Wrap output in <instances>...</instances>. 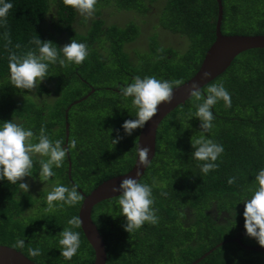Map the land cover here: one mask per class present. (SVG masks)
I'll list each match as a JSON object with an SVG mask.
<instances>
[{"label": "trees", "instance_id": "obj_1", "mask_svg": "<svg viewBox=\"0 0 264 264\" xmlns=\"http://www.w3.org/2000/svg\"><path fill=\"white\" fill-rule=\"evenodd\" d=\"M153 1L97 0L95 9L102 6L116 12L135 8L144 13ZM222 2L224 34H264V0ZM11 3L6 22L0 23V123L16 120L31 127L37 136L43 127L51 139H63L64 143L69 123V141L77 143L63 165L54 168L56 176L46 184L39 180V164L34 163L33 176L18 181L27 183L32 179L39 184L28 193H22L18 184L0 181V244L13 247L17 239H24L25 247L17 249L41 264H93L95 252L81 227L74 229L80 232L78 253L71 261L60 256L59 232L70 227L67 221L72 216H79L83 199L76 206L58 207L52 213L41 211V205L47 207L49 185L56 180L69 187L75 184L83 196L103 181L131 169L141 129L125 134L122 124L135 119L136 110L131 98L122 97L119 89L135 76L178 80L180 84L192 77L216 37L219 3L164 0L161 22L186 39L185 50L165 44L159 32L142 41L148 49L125 48L126 43L139 38L141 26L134 19L122 25L117 17H102V8L89 18L66 6L63 0ZM122 32L128 37H122ZM38 36L58 47L76 39L88 46L89 55L80 65H50L49 76L38 89H15L8 80V55L34 50L31 41ZM221 82L230 93L231 107H225L222 100L213 107L214 127L209 133L224 147L217 161L219 168L203 175L200 162L191 158V137L201 135V122L195 117L186 121L190 127L185 128L184 121L196 111L191 97L162 121L155 157L140 180L158 185L153 190L158 222L145 223L128 233L123 227L125 217L115 203L118 196L95 206L92 217L107 245V264H191L212 248L215 250L197 264H264V252L234 241L241 237L246 245H259L245 234L241 201L250 196L255 175L264 168V49L238 55L202 93L206 95L210 85ZM117 135L122 138L113 145L111 139ZM233 176L236 182L229 185L227 180ZM215 201L226 216L213 215ZM33 202L39 205L32 210ZM186 208L193 213L188 219ZM232 211L236 213L235 224L231 221ZM29 248H38L41 254L32 256Z\"/></svg>", "mask_w": 264, "mask_h": 264}, {"label": "clouds", "instance_id": "obj_2", "mask_svg": "<svg viewBox=\"0 0 264 264\" xmlns=\"http://www.w3.org/2000/svg\"><path fill=\"white\" fill-rule=\"evenodd\" d=\"M66 6L75 9L80 15L91 17L95 10L97 0H63ZM13 5L11 0H0V23L6 22L9 11ZM35 45L34 50L23 54L10 52L8 55V80L10 85L18 90L32 91L38 89L41 82L47 77L50 65L59 64L63 67L69 65H80L88 55V46L85 43L71 39L68 44L58 47L52 41H42L39 36L31 41ZM19 47V45H17ZM208 73L204 74L207 78ZM181 81L157 79L155 76H135L133 81L119 89V93L125 99L131 98V104L135 108V119L126 120L122 128L126 135H131L136 129H143L156 114L158 105L169 103L173 98V90ZM95 90L93 89L92 92ZM189 96L196 102V111L185 121V128L190 127L187 120L195 117L200 123L201 135L195 134L191 137L190 143L193 149L191 158L200 162L198 167L201 174L208 175L219 168L218 159L224 152L222 144L214 141L209 135L214 127L213 107L223 101L225 107H231V96L224 87L223 82L210 85L206 95L202 93L197 83L191 85ZM205 133L208 135L206 136ZM122 137L119 135L111 139L113 145L119 143ZM35 141V142H34ZM76 140L68 142L67 146L63 139H51L45 129L41 127L39 135H35L31 127L16 121H3L0 123V181H7L11 185H19L22 193H28L30 185L23 181L25 177L33 176L34 163L39 164V180L46 184L56 176L54 168L63 165L65 157L72 149L76 148ZM138 163L141 167L148 166L149 149L139 147ZM136 171L135 177L128 176L122 179L118 187L112 189L119 192L116 204L119 206L120 215L125 217L124 230L128 233L140 229L145 223L155 225L159 217L157 210L153 207V190L158 185L155 181L151 184L141 182ZM236 177H229L227 183L232 185ZM254 187L250 190L249 197L244 198V228L245 234L257 241L264 247V168H260L253 180ZM161 195H167L162 192ZM83 199L78 191L77 185L66 186L56 180L49 185L46 195L47 208L49 213L54 212L58 207L76 206ZM233 223L235 224L236 213L232 211ZM70 227L63 228L59 232L58 239L60 256L71 261L78 253L81 246L79 229L82 225L80 216H72L68 221ZM14 248L23 249L24 239H17L13 244ZM29 254L38 256L41 254L38 248H29Z\"/></svg>", "mask_w": 264, "mask_h": 264}, {"label": "water", "instance_id": "obj_3", "mask_svg": "<svg viewBox=\"0 0 264 264\" xmlns=\"http://www.w3.org/2000/svg\"><path fill=\"white\" fill-rule=\"evenodd\" d=\"M217 1L219 3V15L216 23V37L206 51L199 69L187 81L174 88L171 102L158 105L157 114L147 122L145 127L139 132L137 152L139 147H147L149 149L148 158L151 162L157 151V133L159 126L170 112L191 98L189 96L191 85L197 83L202 91L207 84L224 74L238 55L252 49H264V34L245 35L224 34L222 32L224 6L222 0ZM205 73L209 74L207 78L204 77ZM79 101L81 100L74 101V103ZM69 135V123H67L66 146L69 141ZM148 166L141 167L138 163V155H136L133 167L130 170L103 181L93 188L89 194L83 193L84 198L80 206L79 216L82 220L81 229L95 252V260L93 264H107L108 262V251L104 236L92 217L95 206L107 199L119 196L120 193L113 192L112 189L118 187L122 179L127 178L128 176L135 177L137 170L141 172V175L137 177L138 180H141ZM234 241L241 243L250 250L264 252V247H261L260 245L243 244L241 237L234 238ZM214 250L215 248L210 249L191 264H197L202 258L206 257ZM0 264L41 263L32 260L17 248L0 244Z\"/></svg>", "mask_w": 264, "mask_h": 264}, {"label": "flooded vegetation", "instance_id": "obj_4", "mask_svg": "<svg viewBox=\"0 0 264 264\" xmlns=\"http://www.w3.org/2000/svg\"><path fill=\"white\" fill-rule=\"evenodd\" d=\"M146 2H151V0H146ZM163 2H164V0L153 1L152 4L150 5L151 8L148 9V11L141 14V17L144 20V21L142 20L143 22L137 20V18L133 17L132 15L129 16L127 13L122 12V10L115 12L116 14L121 15V16L126 18L124 21V24L127 23L126 20L134 19L141 26L142 32H141L139 38H136L132 42L126 43L125 48H134L137 46L138 47H140V46L146 47L147 45L144 44V42H142V41L146 39V37H147L146 33L147 32H149L151 35H154V34L159 32V37L161 38L162 41H164V42L167 41L171 44H175L176 46H180L183 43H185L186 39L180 33H175V32L170 31L168 28L164 27V24L161 22V15H162L161 14V9H162L161 5L163 4ZM158 9L160 10L159 13H157ZM111 11L112 10L109 7L108 8H102L101 9L102 17H106ZM125 11H129V10H125ZM119 19L122 20V17H119ZM80 31H83V30H80ZM140 40H141L142 44L139 42ZM145 49H148V48H145ZM132 54H133V52H132ZM132 167H133V165H132ZM27 183L30 185L31 189H35L36 187H39V184H34L32 179H28ZM32 185H34V186H32ZM216 202L217 201H215L213 203L211 202L213 204V210H212L213 215L216 218L226 216L227 213L225 211L219 210L217 208ZM185 210L187 212L186 216H188L186 219H188L190 216H193V213L191 212L190 209L186 208ZM241 240H242V238H241ZM242 242H243V240H242Z\"/></svg>", "mask_w": 264, "mask_h": 264}, {"label": "rangeland", "instance_id": "obj_5", "mask_svg": "<svg viewBox=\"0 0 264 264\" xmlns=\"http://www.w3.org/2000/svg\"><path fill=\"white\" fill-rule=\"evenodd\" d=\"M102 1V0H101ZM104 2V1H103ZM102 2V3H103ZM102 8V6H97L96 7V9L95 10H100ZM130 10H133V11H125V10H122V12H124V13H127L129 16H133V17H136L137 18V20H139V21H142L143 20V18L141 17V14H143V13H139L138 11H134L135 10V8H131ZM108 17H117V18H119V17H122V25L124 24V21H125V17H123V16H121V15H118V14H116L115 12H110L108 15H107ZM144 21V20H143ZM142 21V22H143ZM147 34V36L149 37V35L150 36H152L149 32H147L146 33ZM122 37H124V38H127L128 37V35L126 34V33H123L122 32ZM147 38V37H146ZM160 38V37H159ZM146 44V43H145ZM165 44H167V45H169L170 46V43L169 42H165ZM147 45V44H146ZM186 42L185 43H183L182 45H180V48H182L183 50H185L186 49ZM146 48H149V45H147L146 46ZM3 102V101H2ZM34 196H33V200H34ZM37 205H39V203L38 202H33L32 204H31V209L33 210L34 208H36V206ZM46 206H44V205H41V207H40V209H41V211H45L46 210Z\"/></svg>", "mask_w": 264, "mask_h": 264}]
</instances>
